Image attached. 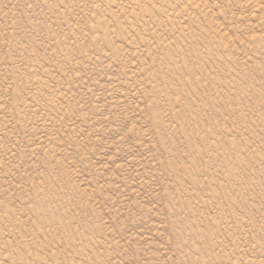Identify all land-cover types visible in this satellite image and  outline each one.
<instances>
[{
	"label": "rangeland",
	"instance_id": "1",
	"mask_svg": "<svg viewBox=\"0 0 264 264\" xmlns=\"http://www.w3.org/2000/svg\"><path fill=\"white\" fill-rule=\"evenodd\" d=\"M0 264H264V0H0Z\"/></svg>",
	"mask_w": 264,
	"mask_h": 264
}]
</instances>
